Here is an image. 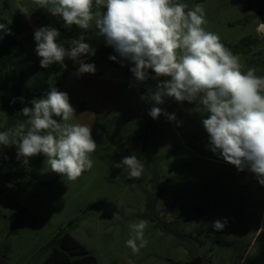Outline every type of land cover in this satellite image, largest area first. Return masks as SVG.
<instances>
[{"label":"rangeland","instance_id":"374dc122","mask_svg":"<svg viewBox=\"0 0 264 264\" xmlns=\"http://www.w3.org/2000/svg\"><path fill=\"white\" fill-rule=\"evenodd\" d=\"M173 2L189 8L202 5L205 30L218 34L239 57L242 71L255 68L264 76L259 0ZM18 6L28 7L30 18ZM17 14L32 34L42 26L58 29L65 47L74 39L89 43L95 52L106 46L96 36L94 21L87 30L69 28L32 0H0V18L12 24ZM243 38L250 42L240 43ZM35 46L34 38L24 42L12 66L16 75L23 73L22 79L10 84L12 91L4 100L23 97L32 85L34 65L40 62ZM120 59L116 66L105 60L96 63L95 74L81 76L75 75L78 65L70 59L51 65L57 72L50 75V87L68 93L77 114L72 122L92 128L97 143L90 154L93 167L69 181L50 170L43 154L25 165L17 159L16 146L6 151L10 161L0 171V264H43L50 255L48 243L60 229L97 264H264V186L248 169L239 171L210 150L201 123L208 113L202 104L166 97L155 105L141 99L157 81L137 83L132 65L124 61L121 66ZM2 102L0 98V128L7 124ZM153 106L175 113L177 121L163 114L152 119L148 113ZM128 155L144 164L139 179L130 180L126 169L114 167ZM217 219L227 220L222 231L212 227ZM139 220L148 221L144 234L148 244L134 253L125 242L129 225Z\"/></svg>","mask_w":264,"mask_h":264},{"label":"clouds","instance_id":"9594fccd","mask_svg":"<svg viewBox=\"0 0 264 264\" xmlns=\"http://www.w3.org/2000/svg\"><path fill=\"white\" fill-rule=\"evenodd\" d=\"M32 3L60 17L69 28L75 25L87 30L94 21L96 36L114 49L121 66L124 61L132 65L130 71L137 83L157 81L155 89L149 88L148 96L141 99H150L155 105L163 104L166 97L178 103L202 104L208 113L201 123L210 150L239 171L248 169L264 186V76H258L255 68L242 71L239 57L221 43L218 34L205 30L202 5L189 8L173 0ZM18 8L30 18L28 7ZM0 33L11 34L7 23H0ZM33 35L42 68L54 63L64 65L70 59L78 65L75 75L95 74V64L81 59L95 55L89 43L74 39L65 47L59 30L51 26L36 28ZM109 60L117 61V55H110ZM150 69L155 75L150 76ZM30 103L31 107L21 110L26 121L0 131V146H16L17 159L25 165L29 158L43 154L52 172L76 181L93 167L90 154L96 151L97 143L92 128L72 122L77 114L70 97L54 86ZM162 114L169 121H177L175 113H165L158 106L148 113L154 120ZM114 167L126 169L130 180L139 179L144 172V164L136 155L123 157ZM226 224V219H217L212 227L222 231ZM147 225V220L129 225L130 238L125 243L134 253L148 244L144 235Z\"/></svg>","mask_w":264,"mask_h":264},{"label":"trees","instance_id":"16d2710c","mask_svg":"<svg viewBox=\"0 0 264 264\" xmlns=\"http://www.w3.org/2000/svg\"><path fill=\"white\" fill-rule=\"evenodd\" d=\"M103 10V9H102ZM257 17L260 24L264 25V0H259L257 7ZM0 23H7L4 19L0 18ZM8 24V23H7ZM11 29V34L0 33L3 36L0 39V98L3 99L1 109L7 114V124L5 127L0 128V131H6L14 127L18 122L26 121L28 118L23 116L21 110L23 107H31L30 101L43 97L50 89V75L52 72H57L50 65L48 68H42L40 62L34 65L36 76L32 85L26 89L23 97H16L15 103L10 100H4L10 93V84L18 81L20 83L23 73L16 75L12 66L17 58L19 52L24 50L23 44L26 40H31L34 35L29 32L28 23L23 19L20 14H17L12 21L8 24ZM248 41L247 38L240 40V43ZM110 55H117L111 46L101 47L94 56H82L81 59L87 60L90 63H99L107 61L111 65L116 66L117 61L109 60ZM150 76L153 74L149 70ZM61 82L56 79V85L60 86ZM15 91L19 90L20 85H12ZM23 98V100H21ZM5 152H0V171L2 165L10 161V157L6 151L10 147L0 146ZM18 178L24 177L23 174H17ZM35 175L33 177L35 178ZM11 182V180H9ZM20 191V189L18 190ZM23 214H27L23 211ZM28 215V214H27ZM48 248L50 250L49 258L43 264H97L93 255H91L81 244H79L71 235L65 230L60 229L49 241Z\"/></svg>","mask_w":264,"mask_h":264},{"label":"bare ground","instance_id":"6f19581e","mask_svg":"<svg viewBox=\"0 0 264 264\" xmlns=\"http://www.w3.org/2000/svg\"><path fill=\"white\" fill-rule=\"evenodd\" d=\"M257 30L264 32V25L260 24Z\"/></svg>","mask_w":264,"mask_h":264}]
</instances>
